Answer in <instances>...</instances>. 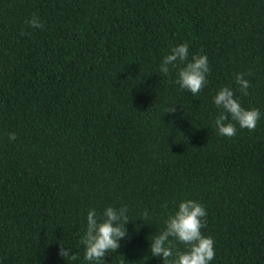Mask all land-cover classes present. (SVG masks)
Wrapping results in <instances>:
<instances>
[{
  "label": "trees",
  "instance_id": "16d2710c",
  "mask_svg": "<svg viewBox=\"0 0 264 264\" xmlns=\"http://www.w3.org/2000/svg\"><path fill=\"white\" fill-rule=\"evenodd\" d=\"M185 42L209 61L196 95L176 82L184 65L160 72ZM225 87L260 110L254 131L218 133ZM189 199L210 264H264V0H0V264H96L81 239L109 206L129 222L104 264H169L151 242ZM169 243V260L189 247Z\"/></svg>",
  "mask_w": 264,
  "mask_h": 264
},
{
  "label": "clouds",
  "instance_id": "9594fccd",
  "mask_svg": "<svg viewBox=\"0 0 264 264\" xmlns=\"http://www.w3.org/2000/svg\"><path fill=\"white\" fill-rule=\"evenodd\" d=\"M27 23L33 28L44 27L43 22L35 14ZM188 56L189 45L187 42L172 47L170 54L164 57L159 66L160 72L167 75L170 72L169 66L176 68L177 62L184 65L179 68L176 82L181 89H187L191 94L196 95L208 82L209 61L205 54L193 55L191 61H188ZM235 75L240 91L243 95H248L251 83L244 77L245 75L250 76L251 71ZM214 103L223 110L215 119V126L220 135L235 136L237 133L236 124L241 129L255 130L260 119V110L257 108H243L231 89L222 88L215 95ZM174 111L175 108H172L168 112ZM8 139L9 141L16 140V134L9 133ZM165 207H167L166 204ZM127 212V206L118 209L109 206L104 210L102 217L98 216L95 209L88 211L87 228L81 239V243L85 246L84 259L86 261L104 264V257L107 253L110 251L115 252L120 247V241L127 236L125 227L129 222ZM143 216H148L147 211L143 213ZM206 217V209L198 201L189 199L180 202L178 210L169 215L166 220V230L151 242L150 251L152 256L162 257L163 261H168L169 264H210L215 258V241L211 236H204L201 232V229L206 227ZM169 237H174L189 246L187 251L176 252L175 259L171 260L169 258L173 257L174 253L172 245L169 243ZM70 252L71 249L65 248L61 244L59 251L61 257L76 259L75 254L69 255Z\"/></svg>",
  "mask_w": 264,
  "mask_h": 264
}]
</instances>
